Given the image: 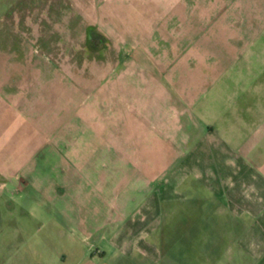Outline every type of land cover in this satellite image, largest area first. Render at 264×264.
I'll return each mask as SVG.
<instances>
[{"label": "rangeland", "instance_id": "rangeland-1", "mask_svg": "<svg viewBox=\"0 0 264 264\" xmlns=\"http://www.w3.org/2000/svg\"><path fill=\"white\" fill-rule=\"evenodd\" d=\"M221 12L235 13L236 21L233 16L227 26L215 21ZM102 15L110 24L108 28ZM176 15L182 21H168ZM164 22L168 23L167 30H158L164 28ZM246 24L257 33L264 30V0H0V264H228V229L213 226L217 220L207 213V204L202 212V202L196 203L202 205L200 212H193V218L180 220L181 214H177L172 227L161 223L156 234V229L148 234L150 237L138 235L132 222L125 226L123 219L139 217L133 212L146 191H134L132 182L125 183V190L119 193L101 191L97 180L103 170L101 149L91 148L95 153L85 155V134L76 150L79 156H91L88 159L95 161L92 176H84L82 171L83 176H69L76 154L69 133L73 127L84 129L85 114L96 110V100L101 96L121 98L123 104L119 102L116 108L126 116V129L133 125V110L153 115L168 112L162 98L179 95L183 91L181 81L196 79L203 67L215 66L213 60L203 65L191 54L188 63L180 62L178 53L170 54L165 65L160 61V55H165L160 52L170 45L184 44L180 41L185 40L189 27L239 30ZM110 27L117 32L114 36L107 32ZM236 32L230 36L208 34L205 43L199 45L231 42L240 53L249 38ZM253 39L256 50L264 48V35L255 34ZM154 64L158 70L170 69L167 78L173 85L167 88V95L153 83L134 84L139 78H160ZM261 72L264 68L254 62V73ZM206 73L199 93L211 89L216 80L215 70ZM150 123L158 127L155 119ZM91 128L101 127L96 121ZM254 129L252 126L245 133L256 139L260 134L253 133ZM240 132H224L222 139L240 138L245 134ZM145 134L148 137L145 132L142 137ZM125 136L131 138V133L126 131ZM97 142L90 144L100 147ZM141 145L142 164L124 167L129 176H150L155 182L154 178L169 170L175 156L170 161L164 149ZM113 151L116 149L109 152ZM217 152L227 156L229 151L219 148ZM119 153L125 162H133L131 149L123 148ZM256 154L264 159V150L257 149ZM204 167L221 174L217 180L223 181V189L234 187L231 178L237 184L242 178L228 176L227 165ZM259 183L264 187L263 179ZM110 184L115 187L113 181ZM199 189L202 200L208 202V191L201 186ZM253 193L264 205L259 190ZM196 197L189 194L187 199ZM212 232L223 241L204 262ZM137 237L150 238L159 256L144 258L131 246H120ZM104 254L107 258L102 260Z\"/></svg>", "mask_w": 264, "mask_h": 264}, {"label": "crops", "instance_id": "crops-1", "mask_svg": "<svg viewBox=\"0 0 264 264\" xmlns=\"http://www.w3.org/2000/svg\"><path fill=\"white\" fill-rule=\"evenodd\" d=\"M232 16L236 21L237 15L233 13ZM232 16L230 13L221 12L214 18L215 21H223L227 26V23L231 22ZM238 18L243 20L242 16H238ZM101 19L108 28L110 24L103 15ZM182 19L176 15L171 16L169 20L167 18L166 21H182ZM197 20L199 21V17ZM202 23H204V19ZM163 26L164 28L157 29L167 30L168 23H161V27ZM220 26L222 25L219 24ZM111 28L107 32L114 36L117 32ZM236 31L249 38L248 44H245L244 50L240 53L235 45H231V42L216 44L210 41L206 47L205 44L199 45L200 42L205 43V37L208 34L230 36L232 32L235 35ZM255 34L264 35V30L260 29L257 33L253 31L252 27L248 28L247 24L244 29L239 30L217 28L213 31V29H204V27H189L184 35L185 40L180 41L184 44L166 47L167 49L160 52L165 55H160V61H165L166 65L170 54L178 53L176 59L188 63L189 54H191L193 59L197 58L203 65L209 64L213 60L211 63L215 67L205 66L206 69L203 67L196 79L181 81V90L183 91L179 95L168 96L169 98L166 97L164 100L162 98L163 106L168 112L163 111L153 115L150 112L133 110L130 112L132 114L130 116L133 117V125L129 124L130 126L126 129V116L124 112L116 108L119 102L123 104L121 98L101 96L96 100V110L88 111L85 114L84 129L78 130L76 127L70 129V144L75 150L76 147L78 150V147L85 145L84 154L92 155L95 153L94 148L101 149L100 164L103 170L97 179L101 182V191L115 190L119 193L125 190V183L129 184L130 182H132L134 191L135 189L146 191L143 200L138 203L133 212L139 214V217L135 219L136 215H134L127 220L123 219L125 226L132 222L138 228V235H150L155 229L156 234L161 223L164 226L172 227L173 223L177 222L175 220L177 214H181L180 220L191 219L195 214L193 212H200L202 204L203 212V206L207 204L205 205L208 209L207 213L214 215L217 220L213 226L216 228L227 227L228 229L229 239L226 248L230 255L228 264H248V259L251 260V264H264V205L257 201V195L253 193L254 190H259V193L264 196V187H261L259 183V180H264L262 168L264 159L262 155L256 154L257 149L264 150V72L258 75L254 73V62H257L262 69L264 68V48L260 51L256 50L253 44ZM181 36L184 38L183 35ZM256 58L257 61H255ZM154 65L156 71L161 75V79L158 76H150L143 79L144 81L139 78L138 81L135 79L134 84L153 83L162 87L161 89L164 90L162 95H167V88L173 85L172 81L168 80L170 78H167L170 69L167 67V71H162L156 68L159 66ZM207 69L215 70L217 77L211 89L199 93L197 89L205 81ZM150 118L157 121L158 127L151 126L150 122L153 119L150 120ZM96 121L100 124V130L91 128V124ZM252 126L255 127L253 133L260 134L256 139L255 136H247L245 133ZM126 131L131 133V138L125 136ZM239 131L245 133L237 138L239 140L231 138L233 136L229 139H222L224 132L231 134ZM144 132L148 133V137L147 134L142 137ZM83 134H85L86 140L80 145V137ZM89 139L92 142L99 140L100 142L96 144H101V146L93 147ZM141 144L145 149L156 146L164 149L165 157H168L170 161L173 158L172 155L175 156V160L170 162L169 170L163 174L164 176L154 178L155 182H151L153 179L150 176H129V172L127 173L124 167L125 165L142 164L139 150L142 147ZM91 148L93 150L90 152ZM112 148L116 149L113 154L109 152ZM123 148L132 150L133 162H125V157L120 156L119 152ZM219 148L229 151L226 153L227 156L217 152ZM77 150L74 164H72L73 173H69V176H83V172L84 176H92L90 174L91 165L95 161L88 159L91 156L84 158L79 156ZM204 164L214 165V167L215 165H227L230 167L227 172L228 176H242V178L239 179L238 184L235 178H231V182H235L234 187L229 185L223 189L221 188L223 181L220 178L217 180V176H221V174L217 173L215 169L204 167ZM79 165L82 167L78 168ZM81 171L82 173H79ZM252 180L255 181L256 186ZM112 181L115 187L110 184ZM219 181L220 185L218 186ZM199 186L208 191L206 194L209 198L208 202L200 197ZM189 194L197 196V200H193L194 205L192 200L187 199ZM201 202L200 206L196 204ZM213 235L214 232L211 234L210 249L206 252L204 262L212 255H209L212 253L211 250L223 241V238L219 239ZM120 246H131L144 258L159 256L150 238L137 237L133 239L132 243L125 240ZM162 256L164 257L163 253ZM106 258L104 254L101 259L105 260ZM221 259L222 256L217 261Z\"/></svg>", "mask_w": 264, "mask_h": 264}]
</instances>
